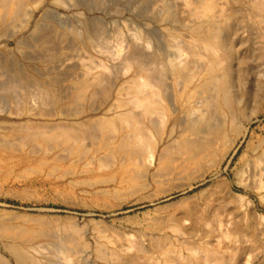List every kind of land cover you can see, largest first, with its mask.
<instances>
[{
	"label": "rangeland",
	"instance_id": "374dc122",
	"mask_svg": "<svg viewBox=\"0 0 264 264\" xmlns=\"http://www.w3.org/2000/svg\"><path fill=\"white\" fill-rule=\"evenodd\" d=\"M195 1L0 0L1 259L14 264L9 249L18 247L39 264H108L111 255L140 254L136 242L146 244L153 233L164 247L154 264H264V49L253 38L248 0H203L212 1L217 20L230 19L221 42L239 72L232 103L209 112L203 101L213 98L200 89L187 107L171 104L180 84L170 64L188 63L197 83L206 58L215 56L188 31ZM145 73L153 76L140 99H155L159 111L121 124L123 112L136 110L130 85L145 83ZM95 77L101 85L74 103L75 82ZM100 119L117 125L102 134L92 126ZM162 119L157 134L150 122ZM193 120L198 131L220 126L200 151L187 154L180 143ZM219 180L228 187H217ZM189 203L192 214L177 220L173 214L188 212Z\"/></svg>",
	"mask_w": 264,
	"mask_h": 264
},
{
	"label": "bare ground",
	"instance_id": "6f19581e",
	"mask_svg": "<svg viewBox=\"0 0 264 264\" xmlns=\"http://www.w3.org/2000/svg\"><path fill=\"white\" fill-rule=\"evenodd\" d=\"M197 1V0H196ZM195 1V2H196ZM199 3V2H198ZM241 3V2H240ZM202 5V6H201ZM238 5V4H237ZM161 6V5H160ZM165 6V5H164ZM242 6V5H241ZM248 6H249V12L251 13V14H253V19H252V21H253V23L251 24V26H253L254 27V29H255V31H256V33H254L253 35H254V37L253 38H256V41L258 40L259 41V44H260V47H258V48H260V49H264V0H248ZM158 7V6H157ZM163 7V6H162ZM168 8V7H167ZM164 8H162V10H163ZM164 10H166L167 11V9H164ZM191 10V9H190ZM248 10V9H247ZM231 11V10H230ZM236 11V10H235ZM246 12V11H245ZM161 13V12H160ZM215 13L216 12H214V6L212 5V1H206V2H204L203 0L201 1L200 0V3H199V6L197 7V8H194L193 10H192V13H191V15H192V17L194 18V24L191 26V27H189V30L188 31H190L189 33L190 34H192L193 36H195L196 38V43H195V45L197 44V45H202L203 47H208V48H211V50H214V54H215V56L213 55V53L210 55V56H208V58H206L207 60H205L206 62L204 63V67H202L203 68V72H201V70H200V72L201 73H203V75H202V77H201V79L199 80L200 82H197V83H195V81L193 80V78H194V71H193V69H192V67L190 68L189 67V65H187L185 62H182L180 59V55L178 54V52L176 53L177 55H179V56H177L178 57V59L180 60V62H178V63H173L172 61V63L170 64V69L172 70L171 72H173L174 73V75L176 76V78H177V81H178V83L180 84V87H179V89H178V91H177V93H175L173 96H171V99H170V102H171V104L173 103V101H174V103H176V102H178L180 105H185V107H187L186 105L188 104V101H190L191 100V98L192 97H194V93L198 90H202V92H206V91H210V94H211V96H212V98H213V100H210V97L208 98V95L207 96H205V97H207L208 98V101H206V99H205V101H203V104L206 106V108H208L207 110L209 111V109H212V111H214L215 112V110H217V109H219L221 106H223V105H226L225 106V108L227 107V105L229 104V103H232V101H230L229 103H228V101H229V99L230 98H233L232 97V90H233V81H234V79L235 80H237L238 79V70L236 71V72H234V69L232 68V64L230 63V62H233V60H235V58H234V53H233V51L229 48V47H227L226 45H224V44H222V42H221V38H222V36H224V35H222L223 33L222 32H224V30H225V28L227 29V22H228V20H230L228 17V19H225L224 21L223 20H217V18H216V15H215ZM232 13V12H231ZM248 13V12H247ZM25 14V13H24ZM163 14V13H162ZM184 14V13H183ZM188 14H189V12H188ZM217 14V13H216ZM250 14V15H251ZM232 15H235V14H232ZM229 16V15H228ZM189 17V16H188ZM165 18L166 17H164V20H165ZM234 18V17H233ZM251 18H252V16H251ZM220 19V18H219ZM222 19V18H221ZM237 19V18H236ZM23 20H25V19H23ZM162 20V19H161ZM168 20V19H167ZM166 20V21H167ZM172 20V19H171ZM227 20V21H226ZM174 21V20H173ZM222 21V22H221ZM233 21V20H232ZM231 21V22H232ZM29 22V21H28ZM230 22V21H229ZM168 23V22H167ZM24 24V23H23ZM27 25V24H26ZM186 25V24H185ZM188 26V25H187ZM186 26V27H187ZM250 26V27H251ZM24 27V26H23ZM22 27V28H23ZM222 28V29H221ZM223 28H224V30H223ZM38 29V28H37ZM13 30V29H12ZM185 30H186V28H185ZM221 30H223V31H221ZM38 31V30H37ZM228 31V30H227ZM252 31H253V28H252ZM38 33V32H37ZM252 35V34H251ZM169 37V36H168ZM173 38V37H172ZM176 39V38H175ZM170 40V39H169ZM174 40V39H173ZM223 41V40H222ZM255 42V41H254ZM175 43V42H174ZM258 43V42H257ZM89 44V43H88ZM193 44V43H192ZM259 44H258V46H259ZM96 45V44H95ZM191 45V44H190ZM83 46V45H82ZM171 47V46H170ZM188 48H189V46H188ZM133 49V48H132ZM173 49V48H172ZM178 49V48H177ZM199 49V48H198ZM238 49V48H237ZM236 49V50H237ZM135 50H136V48H135ZM196 50V49H195ZM201 50H203V49H201ZM215 50H217V51H215ZM231 50V51H230ZM145 51V50H144ZM173 51H177V50H173ZM238 51V50H237ZM132 52V51H131ZM141 52V51H140ZM180 52V51H179ZM210 52V51H209ZM134 53V52H133ZM138 53V52H137ZM146 53V52H145ZM200 53V52H199ZM144 53H142V55H143ZM198 53L196 52V51H194V50H192L191 51V55H192V58L193 57H195L196 55H197ZM128 55V54H127ZM203 55H204V53H203ZM125 56V55H124ZM147 56V55H146ZM145 56V57H146ZM123 57V56H122ZM138 57H140V56H138ZM144 57V56H143ZM148 57V56H147ZM152 57V56H151ZM151 57H150V59H151ZM182 57H184L183 55H182ZM242 57V56H241ZM94 58V57H93ZM128 58V57H127ZM149 58V57H148ZM161 58V57H160ZM159 58V59H160ZM168 58H170V57H168ZM167 58V59H168ZM185 58V57H184ZM189 58H190V56H189ZM200 58H202V56L200 57ZM158 59V60H159ZM196 59V58H195ZM136 60V59H135ZM142 60H143V58H142ZM158 60H156V63H157V61ZM170 60V59H169ZM169 60H167V62L169 61ZM171 60H173L172 58H171ZM193 60V59H192ZM145 61V60H144ZM152 61V60H151ZM150 61V62H151ZM154 61V60H153ZM152 61V62H153ZM173 61H175V60H173ZM177 61V60H176ZM185 61V60H184ZM191 61V60H190ZM200 61V60H199ZM148 62V61H147ZM161 62V61H160ZM162 62H163V60H162ZM165 62V61H164ZM170 62V61H169ZM187 62V61H186ZM195 62H197V61H194V63ZM240 62H242V61H240ZM139 63V62H138ZM189 63H192V62H189ZM201 63V62H200ZM202 63H203V61H202ZM140 64H141V62H140ZM145 64H146V61H145ZM149 64H151V63H149ZM168 64V63H167ZM240 64V63H239ZM128 65V64H127ZM143 65V64H142ZM195 65H197V63L195 64ZM199 65H201V64H199ZM203 65V64H202ZM133 66V65H132ZM192 66V65H191ZM139 66H137V68H135V69H138L140 72H141V70L142 69H139L138 68ZM194 67V66H193ZM234 67V66H233ZM141 68V67H140ZM156 68V67H155ZM158 68V67H157ZM164 68H165V66H164ZM200 68V67H199ZM82 69V68H81ZM152 69V68H151ZM167 69V68H166ZM197 69V68H196ZM86 70V69H85ZM147 70V69H146ZM156 70H158V69H156ZM198 71H199V69H197ZM96 71V70H95ZM136 71V70H135ZM161 71V70H160ZM165 71V70H164ZM196 71V70H195ZM19 72V71H18ZM84 72H86V71H84ZM83 72V73H84ZM92 72V71H91ZM99 72H101V71H99ZM103 72V71H102ZM155 71H151V73H154ZM167 72V71H166ZM199 72V73H200ZM25 73V72H24ZM89 73V72H88ZM105 73V72H104ZM137 73V72H136ZM142 73V72H141ZM151 73H145L146 74V76H145V83H139V82H136V81H133L132 83H131V85L130 84H128V85H130L131 86V90H132V97H131V95H130V97H131V100H130V103L132 104V106H133V108L134 109H136V110H138L139 109V112H137L136 110L134 111V110H132V111H130V112H123V114H121L120 116H122V117H120L119 119H118V121L119 122H122L121 124H123V123H127V122H129L130 120L132 121V120H134V119H136L135 117H138V119H140L141 118V116H148V115H150V114H153L154 112H158L159 110L157 109L158 107H157V105L155 106V104H154V100H153V102L151 101L150 102V100L148 99L147 100V102L146 101H142L141 99H140V93L142 92V89L144 88V86H146V84H147V82H146V80L147 79H149V80H151V78H152V74ZM172 73V74H173ZM196 73V72H195ZM200 73V74H201ZM237 73V74H236ZM15 74V73H14ZM26 75H27V73H25ZM93 74V73H92ZM102 74V73H101ZM144 74V73H143ZM198 74V73H197ZM91 75V74H90ZM96 75V74H95ZM134 75V74H133ZM142 75V74H141ZM112 76V75H111ZM131 76V75H130ZM137 76V75H136ZM156 76H157V74H156ZM161 76V75H160ZM169 76V75H168ZM16 77H18V76H16ZM19 77H20V75H19ZM26 77V76H25ZM27 77H28V75H27ZM163 77V76H162ZM237 77V78H236ZM29 78V77H28ZM33 78V77H32ZM81 78H83L84 79V77H81ZM136 78V77H135ZM142 78V77H141ZM140 78V79H141ZM159 78V77H158ZM166 78V77H165ZM199 78V77H198ZM197 78V79H198ZM17 79V78H16ZM15 79V80H16ZM22 79V78H21ZM78 79V78H77ZM104 79V78H103ZM105 79H106V77H105ZM131 79V78H130ZM133 79V78H132ZM156 79H157V77H156ZM161 79V78H160ZM87 80V79H86ZM92 80V79H91ZM166 80H167V78H166ZM14 81V80H13ZM27 81V80H26ZM30 81L32 82V80L30 79ZM38 81V80H37ZM37 81H35L36 83H37ZM72 81H74V80H72ZM108 81V80H107ZM128 81H130V80H128ZM23 82V81H22ZM41 82V81H40ZM45 82V81H44ZM156 82H157V80H156ZM165 82V81H164ZM27 83V82H26ZM50 83H51V81H50ZM72 83V82H71ZM177 83V84H178ZM16 84H18V83H16ZM29 84V83H28ZM39 84V83H38ZM107 84H109V83H107ZM126 84H127V82H126ZM50 85V84H49ZM101 85V78L100 77H95L92 81H89L88 82V80L87 81H81L80 83H79V81H76L75 82V84L73 85V86H75L74 87V94H73V98H72V101L74 102V103H76V104H78L79 102H82V101H84V99L86 98L85 96H86V92L88 91V90H90L92 87H99ZM104 85V84H103ZM151 85V84H150ZM149 85V86H150ZM155 85V84H154ZM160 85V84H159ZM196 85V86H195ZM51 86H52V84H51ZM174 86V85H173ZM23 87V86H22ZM31 87V86H30ZM33 87V86H32ZM35 87V86H34ZM47 87V86H46ZM72 87V86H71ZM63 88V87H62ZM127 88V87H126ZM129 88V87H128ZM160 88V87H159ZM161 88H163L162 86H161ZM160 88V89H161ZM168 88V87H167ZM170 88V87H169ZM3 89V88H2ZM54 89V88H53ZM177 89V88H176ZM34 90H36V89H34ZM37 90H39V88L37 89ZM109 90V89H108ZM48 91V90H47ZM72 91H73V89H72ZM161 91V90H160ZM14 92V91H13ZM42 92V91H41ZM149 93H150V91H148ZM126 93H128V92H126ZM171 93V92H170ZM44 94V93H43ZM52 94V93H51ZM59 94V93H58ZM92 94H93V92H92ZM172 94V93H171ZM197 94H199V93H197ZM202 94H204V93H202ZM10 95V94H9ZM38 95V94H37ZM149 95H152V96H154V97H156L157 96V93H151V94H149ZM196 95V94H195ZM42 96V95H41ZM50 96V95H49ZM108 96V95H107ZM145 96V95H144ZM159 96V95H158ZM196 96H198V95H196ZM195 96V97H196ZM10 97V96H9ZM43 97V96H42ZM48 97V96H47ZM46 97V98H47ZM56 97V96H55ZM147 97V96H146ZM59 98V97H58ZM144 98V97H143ZM148 98V97H147ZM211 98V99H212ZM163 99V98H162ZM219 99V100H218ZM227 99V100H226ZM17 99H15V101H16ZM57 100V99H56ZM68 100V99H67ZM115 100V99H114ZM117 100V99H116ZM159 100V99H158ZM217 100L218 101H220V106L217 104ZM222 100V101H221ZM231 100H233V99H231ZM54 101V100H53ZM63 101V100H62ZM165 101H166V99H165ZM202 101V100H201ZM225 101V102H224ZM234 101H235V99H234ZM50 102V101H49ZM58 102V101H57ZM85 102V101H84ZM162 102V101H161ZM167 102V101H166ZM169 102V101H168ZM55 103V102H54ZM63 103V102H62ZM159 103V102H158ZM234 103V102H233ZM47 104V103H46ZM91 104V103H90ZM199 104H201V103H199ZM199 104H197V105H199ZM168 105V104H167ZM196 105V106H197ZM129 106V105H128ZM158 106H159V104H158ZM161 106V105H160ZM164 106V105H163ZM162 106V107H163ZM157 107V108H156ZM161 107V108H162ZM181 107V106H180ZM195 107V106H194ZM232 107H234V105L232 106ZM129 108H131V107H129ZM171 108V107H170ZM125 109V108H124ZM163 109V108H162ZM181 109V108H180ZM191 109V108H190ZM193 109V108H192ZM191 109V110H192ZM200 109H205V108H201V106H200ZM220 109H222V108H220ZM219 109V110H220ZM231 109V108H230ZM127 110V109H126ZM130 110V109H129ZM174 110H175V108H174ZM196 110H199V109H196ZM195 110V111H196ZM233 110V109H232ZM163 111V110H162ZM189 111V110H188ZM204 111V110H203ZM221 111V110H220ZM106 112V111H105ZM161 112V111H160ZM166 112V111H165ZM180 112V111H179ZM193 112V111H192ZM210 112V111H209ZM226 112H228V110H226ZM233 112H234V110H233ZM104 113V112H103ZM115 113V112H114ZM197 113V112H196ZM215 113H217V112H215ZM231 113V112H230ZM183 114V113H182ZM181 114V115H182ZM186 114V113H185ZM190 114V113H189ZM188 114V115H189ZM194 114V113H193ZM209 114V113H208ZM114 116H115V114H113ZM156 115H157V113H156ZM162 115V114H161ZM173 115V114H172ZM192 115V114H191ZM217 115V114H216ZM119 116V115H118ZM164 116V115H163ZM185 116V115H184ZM199 117L198 118H200V115H198ZM220 116V115H219ZM234 117H235V115H233ZM140 117V118H139ZM182 117V116H181ZM189 117V116H188ZM191 117V116H190ZM190 117H189V119H190ZM194 117L196 118V120H197V117L194 115ZM203 117V116H202ZM211 117V116H210ZM228 117V116H227ZM115 118V117H114ZM207 118H208V116H207ZM206 118V119H207ZM212 118V117H211ZM210 118V119H211ZM215 118V117H214ZM181 119V118H180ZM188 119V118H187ZM188 119V120H189ZM194 119V118H193ZM201 119V118H200ZM209 119V118H208ZM209 119V120H210ZM137 120V119H136ZM157 120V119H156ZM156 120H154V121H156ZM184 120V119H183ZM199 120V119H198ZM208 120V121H209ZM230 120H231V118H230ZM90 121V120H89ZM117 120H113V119H100V120H94L93 122V128H95L98 132H100V133H104V134H108V133H110L111 131H112V129L117 125V122H116ZM153 121V122H154ZM207 121V122H208ZM213 121V120H212ZM211 121V122H212ZM218 121H219V119H218ZM221 121V120H220ZM86 122V121H85ZM150 122V123H152V126L155 128V130H156V132H157V134H158V132H160V130H161V128H162V126L164 127V120L162 119V120H160L158 123L156 122ZM199 122V121H198ZM197 122V123H198ZM215 122H216V119H215ZM214 122V123H215ZM79 123V122H78ZM87 123V122H86ZM89 123H91V122H89ZM213 123V124H214ZM218 123V122H217ZM200 124V123H199ZM202 124V123H201ZM200 124V125H201ZM211 124V123H210ZM209 124V125H210ZM220 124V123H219ZM223 124V123H222ZM80 125V124H79ZM81 125H83L82 123H81ZM182 125V124H181ZM216 125V124H215ZM218 125V124H217ZM216 125V126H217ZM218 126H220V125H218ZM217 126V127H218ZM223 126V125H222ZM119 127V126H118ZM150 127V126H149ZM180 127V126H179ZM214 127V126H213ZM217 127L216 128H208V129H206V130H204V131H198L197 130V127H196V121L194 122V120L193 121H191L190 122V126H189V128L187 129L188 130V132H187V134L186 135H183L182 136V138H181V146H182V148H183V150L185 151V153H187V154H191V153H194V152H198V151H200L199 149H202L203 148V146H205L206 145V140H208V137H211L212 135H214V134H216L217 133ZM206 128V127H205ZM90 129H92V128H90ZM180 129V128H179ZM118 130V129H117ZM181 130H184L183 128L181 129ZM119 131V130H118ZM178 138V137H177ZM169 139V138H168ZM206 139V140H205ZM160 140V139H159ZM178 142V141H177ZM210 142V141H209ZM209 142H207V144L209 143ZM202 146V147H201ZM174 147V146H173ZM169 152V151H168ZM133 157V156H132ZM131 159V158H130ZM192 159H193V157H192ZM152 160V159H151ZM22 161V160H21ZM135 161V160H134ZM23 162V161H22ZM263 168V167H262ZM257 170V169H256ZM254 171H255V169H254ZM262 172V171H261ZM254 173V172H253ZM201 176V175H200ZM199 176V177H200ZM202 177V176H201ZM203 178V177H202ZM199 179H201V178H199ZM218 181V180H217ZM220 182H219V184H217L218 186L217 187H219V186H221V187H225V188H227L228 187V185H227V182H226V180H219ZM217 183V182H216ZM191 187V186H190ZM213 187V186H212ZM131 188V187H130ZM176 188V187H175ZM220 188V187H219ZM218 189V188H217ZM214 190V189H213ZM216 190V189H215ZM222 191H223V189H222ZM211 192V191H210ZM213 193H214V191H213ZM210 195H211V193H210ZM230 195V194H229ZM214 196L216 197V195L214 194ZM219 196V195H218ZM211 197V196H210ZM209 197V198H210ZM206 198V197H205ZM212 198V197H211ZM222 198V197H221ZM220 198V199H221ZM233 198V197H232ZM143 199V198H142ZM188 200V199H187ZM205 200V199H204ZM211 200V199H210ZM218 199H216V201H217ZM202 201V200H201ZM208 201V200H207ZM207 201H204V203H206ZM193 202V201H192ZM199 203V202H198ZM208 203V202H207ZM190 204V203H189ZM189 204H187V206L189 205ZM173 205V204H172ZM193 204L191 203L189 206L191 207ZM203 205V204H202ZM185 206H186V204H185ZM189 208V207H188ZM201 208V207H200ZM206 208H208V207H206ZM206 208H204V209H206ZM203 209V210H204ZM182 210V209H181ZM185 210V209H184ZM198 210V209H197ZM200 210V209H199ZM198 210V211H199ZM202 210V209H201ZM200 210V211H201ZM202 210V211H203ZM187 211V210H186ZM181 212V211H179V212H175L173 215L174 216H176V219L178 220V218L179 217H186L187 215H189V213H191L190 211H192V207H191V209L189 208V210H188V212ZM194 211V210H193ZM207 211V210H206ZM172 212V211H171ZM245 212V211H244ZM203 213V212H202ZM192 214V213H191ZM196 216V215H195ZM184 217V218H185ZM190 217H192V216H190ZM189 217V218H190ZM173 218H175V217H173ZM195 218V217H194ZM194 218H192L193 220H194ZM263 218V217H262ZM168 219V218H167ZM176 219L174 220V221H176ZM179 219H181V218H179ZM205 219V218H204ZM264 219V218H263ZM182 220V219H181ZM188 220V219H187ZM190 220V219H189ZM195 220H197V217L195 218ZM44 221V220H43ZM173 221V220H172ZM48 222V221H47ZM177 222V221H176ZM175 222V224H177ZM200 222V221H199ZM252 222H254V221H252ZM172 223V222H171ZM192 223V222H191ZM193 223H194V221H193ZM202 223H204V222H202ZM244 223V222H243ZM180 224V223H179ZM178 224V225H179ZM183 224V223H182ZM255 224V223H254ZM197 225V224H196ZM200 225V224H199ZM203 225V224H202ZM239 225V224H238ZM245 225V224H244ZM38 226V225H37ZM192 226V225H191ZM233 226H236V225H234L233 224ZM255 226V225H254ZM64 227V226H63ZM182 227V226H181ZM194 227V226H193ZM199 227V226H198ZM236 227H238V226H236ZM239 227H240V225H239ZM40 231H41V233H42V235H45L47 232H45L46 230H44V224H40ZM71 228V227H70ZM69 227H68V229H70ZM187 228V227H186ZM192 228V227H191ZM202 228V227H201ZM248 228V227H247ZM190 229V228H189ZM193 229V228H192ZM205 229V228H204ZM207 229V228H206ZM206 229H205V231H206ZM211 229V228H210ZM243 229V228H242ZM185 230V229H184ZM234 230V229H233ZM255 230V229H254ZM254 230H252V231H254ZM55 231V230H54ZM64 231H65V229H64ZM135 231H137V230H135ZM213 231V230H212ZM235 232H236V230H234ZM233 231V232H234ZM49 232V231H48ZM71 232V231H70ZM149 232V231H148ZM191 232V231H190ZM189 232V234H191L192 232H194V231H192L191 233ZM40 233V232H39ZM38 233V234H39ZM182 233H184V232H182ZM188 233V232H187ZM186 233V234H187ZM206 233V232H205ZM213 233H214V231H213ZM216 233V232H215ZM221 233V232H220ZM244 233V232H243ZM250 233V232H249ZM248 233V234H249ZM55 234V233H54ZM151 234V233H150ZM149 234V235H150ZM193 234V233H192ZM212 234V233H211ZM252 234V233H251ZM60 235V234H59ZM153 233H152V237H150V238H148V240H147V243L146 244H144L143 243V241L141 242L140 240H138L137 242H136V247H137V251L140 253V254H134V255H131V256H121V255H111L112 257H110L108 260H107V262H108V264L110 263V264H154L155 262V260H154V258H156V257H158L157 255H159L160 253H162V251L164 250V247L161 245V244H163V241L162 240H159V239H154L153 238ZM204 235V234H203ZM202 235V236H203ZM206 235V234H205ZM204 235V236H205ZM258 234L256 233V236H257ZM41 236V235H40ZM48 236V235H47ZM46 236V237H47ZM140 236V235H139ZM151 236V235H150ZM161 236V235H160ZM204 236H203V238H204ZM207 236H209V234L207 233ZM212 236V235H211ZM261 236V235H260ZM49 237H50V235H49ZM57 237V236H56ZM60 237V236H59ZM105 237V236H104ZM141 237V236H140ZM158 237V236H157ZM187 237V236H186ZM192 237V236H191ZM51 238V237H50ZM50 238H49V240H50ZM62 238V237H61ZM98 238V237H97ZM199 238H200V235H199ZM211 238V237H210ZM249 238V237H248ZM247 238V239H248ZM145 239V238H144ZM163 239H164V237H163ZM165 239H167V238H165ZM169 239V238H168ZM194 239H196L195 237H194ZM211 239H213V238H211ZM250 239H252V237H250ZM258 239V238H257ZM55 240V239H54ZM63 240V239H62ZM62 240H60V241H62ZM142 240V239H141ZM210 240V239H209ZM220 240H222V239H220ZM224 240V239H223ZM260 240V239H259ZM185 241V240H184ZM191 241V240H190ZM196 241V240H195ZM213 241V240H212ZM243 241V240H242ZM255 240H253V242H254ZM57 242V241H56ZM97 242V241H96ZM135 242V241H134ZM166 242V241H165ZM201 242V241H200ZM205 242V241H204ZM209 241H207L206 243H208ZM215 242V241H214ZM228 242V241H227ZM248 242V241H247ZM64 243V242H63ZM183 243V242H182ZM255 243V242H254ZM253 243V244H254ZM264 243V242H263ZM41 244V243H40ZM39 244V245H40ZM197 244V243H196ZM260 244V243H259ZM55 245V244H54ZM63 245H65V244H63ZM121 245V244H120ZM165 245V244H164ZM198 245V244H197ZM197 245H195V246H197ZM204 245V244H203ZM242 245H243V242H242ZM117 246V245H116ZM119 246V245H118ZM63 247V246H62ZM114 247V246H113ZM120 247V246H119ZM179 247V246H178ZM192 247H194V246H192ZM201 247V246H200ZM226 247V246H225ZM233 247V246H232ZM24 248V247H23ZM26 248V247H25ZM30 248V247H29ZM33 248V247H32ZM35 248V247H34ZM39 248V247H38ZM51 248V247H50ZM55 248H56V246H55ZM59 248H61V247H59ZM115 248V247H114ZM190 248H191V246H190ZM209 248V247H208ZM236 248V247H235ZM234 248V249H235ZM238 248H239V244H238ZM255 248H256V246H255ZM260 248V247H259ZM5 249V248H4ZM70 249H72V248H70ZM107 249V248H106ZM134 249V248H133ZM136 249V248H135ZM189 249V248H188ZM192 249V248H191ZM194 249V248H193ZM204 249V248H203ZM210 249H212L211 247H210ZM215 249V248H214ZM258 248H256V250H257ZM261 249V248H260ZM259 249V250H260ZM6 250V249H5ZM4 250V251H5ZM26 250H28V249H26ZM26 250H24V249H20V248H18V247H10V249H9V253H10V257H11V259H12V261H13V263L14 264H39V262L36 260V259H34V257H31L28 253H27V251ZM50 250V249H49ZM108 250V249H107ZM3 251V250H2ZM29 251H31V250H29ZM43 251V250H42ZM85 251V250H84ZM117 251V250H116ZM128 251V250H127ZM170 251V250H169ZM232 251H234V250H232ZM237 250H235V252H236ZM239 251V250H238ZM7 252V251H6ZM5 252V253H6ZM34 252H37V250L36 251H34ZM40 252V251H39ZM65 252V251H64ZM107 252V251H106ZM120 252V251H119ZM119 252H117V253H119ZM129 252V251H128ZM30 253V252H29ZM57 253H58V251H57ZM67 253V252H66ZM108 253V252H107ZM106 253V254H107ZM125 253V252H124ZM127 253V252H126ZM132 253V252H131ZM130 253V254H131ZM37 254V253H36ZM44 254V253H43ZM92 254V253H91ZM114 254H116V253H114ZM128 254V253H127ZM163 254H164V252H163ZM257 254V253H256ZM96 255L97 256H94L95 258L94 259H96L97 260V258L96 257H101L102 256V254H101V251L100 250H97L96 251ZM155 255V256H154ZM161 255V254H160ZM264 255V254H263ZM262 255V256H263ZM33 256V255H32ZM34 256H35V254H34ZM45 256H46V254H45ZM44 256V258H46ZM92 256V255H91ZM108 256V255H107ZM106 256V257H107ZM256 256V255H255ZM8 257V256H7ZM35 257H38L37 255L35 256ZM43 257V256H42ZM49 257V256H48ZM62 257H63V255H62ZM1 258H3V257H0V264H9V261L8 260H3V259H1ZM5 258V257H4ZM78 258V257H77ZM83 258V257H82ZM262 258V257H261ZM260 259V258H259ZM262 259H264V258H262ZM41 260V259H40ZM67 260V259H66ZM70 260V259H69ZM74 260H76V259H74ZM105 260V259H104ZM104 260H102V261H104ZM158 260V259H157ZM46 260H44V262H45ZM64 261H65V259H64ZM77 261V260H76ZM87 261V260H86ZM100 261V260H99ZM256 261V260H255ZM258 261V260H257ZM264 261V260H263ZM262 261V262H263ZM48 262V261H47ZM75 262V261H74ZM78 262V261H77ZM84 262V261H83ZM50 263V262H49ZM80 263V262H79ZM78 263V264H79ZM93 263V262H92ZM96 263V262H95ZM94 263V264H95ZM258 263V262H257ZM260 263V262H259ZM51 264V263H50ZM67 264V263H66ZM105 264V263H104ZM107 264V263H106Z\"/></svg>",
	"mask_w": 264,
	"mask_h": 264
}]
</instances>
